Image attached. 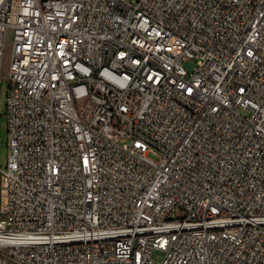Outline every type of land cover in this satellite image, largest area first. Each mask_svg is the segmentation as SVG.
Returning <instances> with one entry per match:
<instances>
[{"label": "built area", "instance_id": "1", "mask_svg": "<svg viewBox=\"0 0 264 264\" xmlns=\"http://www.w3.org/2000/svg\"><path fill=\"white\" fill-rule=\"evenodd\" d=\"M8 32L0 264H264V0H0V70Z\"/></svg>", "mask_w": 264, "mask_h": 264}, {"label": "rangeland", "instance_id": "2", "mask_svg": "<svg viewBox=\"0 0 264 264\" xmlns=\"http://www.w3.org/2000/svg\"><path fill=\"white\" fill-rule=\"evenodd\" d=\"M13 36L11 32L7 33L6 36V50L2 60V67L0 70V136H1V144H0V166H5L9 159V147L7 145L8 141V128L7 122L5 118V113L7 110L6 104V95L9 89V81H8V68L11 58V44H12ZM178 216H183L182 211L177 212ZM155 259H162L164 257V252L155 251L153 254Z\"/></svg>", "mask_w": 264, "mask_h": 264}]
</instances>
